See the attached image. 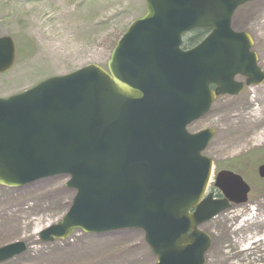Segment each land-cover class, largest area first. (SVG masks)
Here are the masks:
<instances>
[{"label": "water", "instance_id": "1", "mask_svg": "<svg viewBox=\"0 0 264 264\" xmlns=\"http://www.w3.org/2000/svg\"><path fill=\"white\" fill-rule=\"evenodd\" d=\"M255 0H145L146 14L119 40L107 69L89 65L0 98V185L18 188L55 176L75 191L42 243L76 231L144 232L155 264H205L210 236L199 228L245 204L250 186L231 171L216 177L223 199L205 197L213 161L203 155L216 131L190 133L217 97L264 82L253 40L232 28ZM211 29L194 49L183 38ZM16 46L0 35V75ZM214 85L216 88L212 89ZM264 179V164L258 168ZM24 241L0 247V263L24 254Z\"/></svg>", "mask_w": 264, "mask_h": 264}, {"label": "rangeland", "instance_id": "2", "mask_svg": "<svg viewBox=\"0 0 264 264\" xmlns=\"http://www.w3.org/2000/svg\"><path fill=\"white\" fill-rule=\"evenodd\" d=\"M145 12V0H0V35L11 37L17 50L14 67L0 75V98L89 65L106 68L117 36ZM233 28L251 35L264 70V0L239 8ZM261 106L264 83L245 86L239 96L219 98L189 127L192 133L215 129L205 155L216 172L234 171L251 186L247 204L202 226L211 237L206 264H264V180L257 174L264 163V113L261 118L253 114ZM67 182L60 175L20 188L0 186V247L28 244L26 253L0 264H155L144 233L136 229L99 235L76 231L65 241L41 243L40 232L61 220L75 196ZM248 237L250 242L241 243Z\"/></svg>", "mask_w": 264, "mask_h": 264}, {"label": "trees", "instance_id": "3", "mask_svg": "<svg viewBox=\"0 0 264 264\" xmlns=\"http://www.w3.org/2000/svg\"><path fill=\"white\" fill-rule=\"evenodd\" d=\"M124 31L119 34L115 40V43L112 45L111 47V52L114 50L115 46L117 45L118 41L120 40V38L122 37V35L125 33L127 27H124ZM210 33L209 29H201V30H196L190 34H188L187 36H185L184 40H183V49L188 50L191 49L195 46H197L199 43H201ZM236 169V168H234Z\"/></svg>", "mask_w": 264, "mask_h": 264}, {"label": "bare ground", "instance_id": "4", "mask_svg": "<svg viewBox=\"0 0 264 264\" xmlns=\"http://www.w3.org/2000/svg\"><path fill=\"white\" fill-rule=\"evenodd\" d=\"M256 92H257V91H255V93H256ZM256 101H257V99H256V97H255L253 103L256 102ZM263 113H264V106H263V107L261 106V107H259V108H257L256 110L253 111V114H254V116H255L256 118H261ZM253 114H252V115H253ZM235 217H237V216H236V215L233 216V218H235ZM256 219H257V217H256V215L254 214V216L251 217V219H250V220H251V223H252L253 225H254V224H257ZM261 224L263 225V224H264V221H263V223H261ZM243 227H244V224H243L242 226L236 228V231L239 230V229H241V228H243ZM251 240H252V238L248 237L247 240L244 239V240L241 241V243H244V241H246V242H250ZM247 249H248V247H246L245 250H247Z\"/></svg>", "mask_w": 264, "mask_h": 264}]
</instances>
